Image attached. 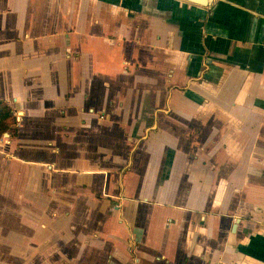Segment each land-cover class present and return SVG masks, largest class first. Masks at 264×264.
Here are the masks:
<instances>
[{
  "label": "crops",
  "instance_id": "0c3cea01",
  "mask_svg": "<svg viewBox=\"0 0 264 264\" xmlns=\"http://www.w3.org/2000/svg\"><path fill=\"white\" fill-rule=\"evenodd\" d=\"M2 110L0 264H264V0H0Z\"/></svg>",
  "mask_w": 264,
  "mask_h": 264
},
{
  "label": "water",
  "instance_id": "95a60500",
  "mask_svg": "<svg viewBox=\"0 0 264 264\" xmlns=\"http://www.w3.org/2000/svg\"><path fill=\"white\" fill-rule=\"evenodd\" d=\"M191 4H197L200 6H210L214 0H182Z\"/></svg>",
  "mask_w": 264,
  "mask_h": 264
},
{
  "label": "trees",
  "instance_id": "16d2710c",
  "mask_svg": "<svg viewBox=\"0 0 264 264\" xmlns=\"http://www.w3.org/2000/svg\"><path fill=\"white\" fill-rule=\"evenodd\" d=\"M5 113H4V111L2 110V113L0 114V127H1V125H4V123H2L1 124V120H2V118L4 117L3 115H4ZM9 115V114H8ZM6 125V124H5ZM1 129V128H0Z\"/></svg>",
  "mask_w": 264,
  "mask_h": 264
}]
</instances>
